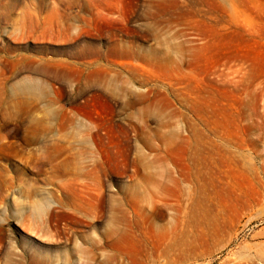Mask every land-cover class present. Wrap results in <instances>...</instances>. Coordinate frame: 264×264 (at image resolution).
<instances>
[{
    "label": "rangeland",
    "instance_id": "374dc122",
    "mask_svg": "<svg viewBox=\"0 0 264 264\" xmlns=\"http://www.w3.org/2000/svg\"><path fill=\"white\" fill-rule=\"evenodd\" d=\"M0 264H264V0H0Z\"/></svg>",
    "mask_w": 264,
    "mask_h": 264
}]
</instances>
